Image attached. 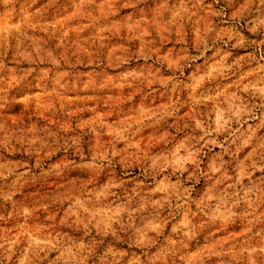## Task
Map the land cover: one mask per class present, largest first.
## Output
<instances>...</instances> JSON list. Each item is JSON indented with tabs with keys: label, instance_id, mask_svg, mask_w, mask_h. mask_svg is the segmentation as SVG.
I'll return each instance as SVG.
<instances>
[{
	"label": "rangeland",
	"instance_id": "1",
	"mask_svg": "<svg viewBox=\"0 0 264 264\" xmlns=\"http://www.w3.org/2000/svg\"><path fill=\"white\" fill-rule=\"evenodd\" d=\"M0 264H264V0H0Z\"/></svg>",
	"mask_w": 264,
	"mask_h": 264
}]
</instances>
